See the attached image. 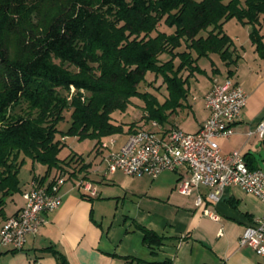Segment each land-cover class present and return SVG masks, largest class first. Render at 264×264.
Returning <instances> with one entry per match:
<instances>
[{"label": "trees", "instance_id": "16d2710c", "mask_svg": "<svg viewBox=\"0 0 264 264\" xmlns=\"http://www.w3.org/2000/svg\"><path fill=\"white\" fill-rule=\"evenodd\" d=\"M232 18L251 25L264 57V0H0V227L9 199L23 191L25 157L46 166L33 176L41 184L58 174L76 179L87 167H73L84 159L76 152L61 156L59 132L103 147L106 137L125 132L113 114L135 96L148 121L170 123L188 100L191 78L206 73L200 58L218 53L231 63L234 41L224 25ZM162 20L173 32L159 28ZM149 71L164 79L163 102L139 90ZM65 111L67 131L59 128ZM142 229L146 244L163 243L158 232ZM57 255L58 264H69Z\"/></svg>", "mask_w": 264, "mask_h": 264}, {"label": "crops", "instance_id": "0c3cea01", "mask_svg": "<svg viewBox=\"0 0 264 264\" xmlns=\"http://www.w3.org/2000/svg\"><path fill=\"white\" fill-rule=\"evenodd\" d=\"M237 21L242 28L236 39L231 36L234 41L231 63L218 53L198 60L206 73L191 78L195 82L190 80V91L202 84V95L195 94L193 99L202 98L204 113L193 129L185 130L195 132L201 127L209 115L206 94L215 81H224L232 75L244 87L248 98L234 124L235 132L219 138L221 151L228 155L240 150L252 166L262 169L264 139L255 130L264 118V57L251 40V25ZM261 31L264 33V20ZM203 58L207 59L205 65L200 63ZM184 104L167 126L181 127V113L189 109L196 113L189 99ZM127 134L106 137L104 141L114 139L107 147L97 146L93 140L87 155L73 150L84 158L72 162L73 167L87 165L79 171L78 178L91 184L96 192L68 179L61 187L60 207L47 214V222L38 233L27 236L22 250L2 248L0 264H58L59 252L69 264H264V255L239 243L245 228L264 215V204L257 196L234 184L223 190L218 201L208 197L213 189L207 185L194 188L190 195L183 194L176 186L185 167L166 169L156 178L128 175L121 170L111 173L107 170V155L121 147ZM62 153V157L68 155ZM38 164L41 171L34 175H42L46 170V166ZM32 179L22 181L23 191L29 188ZM51 180L52 176L46 183ZM23 191L9 199L7 216L24 206ZM199 195L204 198L202 205L196 202ZM205 208L218 218L206 213ZM142 227L162 235L163 243L154 248L146 244Z\"/></svg>", "mask_w": 264, "mask_h": 264}, {"label": "built area", "instance_id": "2783aa9c", "mask_svg": "<svg viewBox=\"0 0 264 264\" xmlns=\"http://www.w3.org/2000/svg\"><path fill=\"white\" fill-rule=\"evenodd\" d=\"M247 98L246 90L234 77L215 81L205 96L209 115L197 131L189 132L178 125L164 126L157 120H150V124L129 132L117 151L109 152L107 170L156 178L166 169L185 167L176 186L183 194L190 195L194 188L207 185L213 189L208 197L218 201L223 190L234 184L257 196L264 204V170L250 168L240 150L224 155L219 143L220 137H229L235 132L234 124L241 117ZM255 131L264 139V118ZM113 143L111 138L102 145L107 147ZM68 178V174H58L49 184L31 180L29 188L23 192L24 206L0 227V250L24 248L27 236L38 233L47 222V214L62 204L61 187ZM74 180L77 186L96 192L82 179ZM196 202L202 205L203 196L199 195ZM204 211L218 218L210 209ZM239 243L264 255V215L245 228Z\"/></svg>", "mask_w": 264, "mask_h": 264}, {"label": "rangeland", "instance_id": "374dc122", "mask_svg": "<svg viewBox=\"0 0 264 264\" xmlns=\"http://www.w3.org/2000/svg\"><path fill=\"white\" fill-rule=\"evenodd\" d=\"M159 28L161 30L167 31L168 33L173 32V28L169 27L165 24V21L162 20L159 24ZM225 31L232 36L233 38L236 39V34L239 32V30L242 28L240 23H238L236 18H232L229 21L226 22L225 26ZM202 32L201 34H203ZM168 55L163 54L161 55V58L163 60L168 59ZM207 59L203 58L201 60V65L206 64ZM195 79L191 80V83H194ZM196 85V84H195ZM75 88L72 87V91H74ZM139 90L141 92H147L151 93L153 95H156L161 102H163L168 94L167 86L164 83V79L162 76H158L153 72H148L146 75V78L140 83L139 85ZM202 95L203 93V88L202 84L196 85V87H192V90L189 91V101L193 105L194 109L196 110V113L193 112L191 109L188 111L181 113L180 118H179V123L181 125V128L184 130L186 129H193L195 125H197L198 121L201 119L202 114L204 113V108H203V100L200 97L199 100H194L193 95ZM132 102L129 104L128 108L126 111L121 112L119 110H116L113 114L114 120L118 123H123L125 125V132L123 134H127L129 129H132L134 127L140 128L143 125L150 124L146 118H145V103L142 99L139 97H132L131 98ZM180 109V108H179ZM176 113L174 112L170 120H175L176 119ZM71 113L70 111H65V119L62 120L59 124V128L63 131H67L71 125ZM167 126V125H166ZM59 138H63L65 140L66 146L63 149L62 154H70L72 151H76L78 153H82L84 155H87L91 152V146H93V140L92 139H84L80 140L76 136L72 135H67L63 137L62 132L58 133ZM262 169H264V163H261ZM37 171H36V170ZM41 171L40 165L36 162L32 161L29 157H25V162L21 168L20 171V177L21 180L27 181L28 179L32 178L34 176V173Z\"/></svg>", "mask_w": 264, "mask_h": 264}]
</instances>
